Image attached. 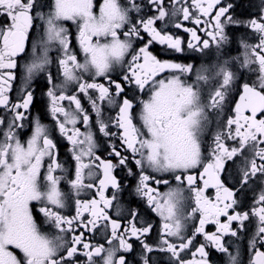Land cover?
Segmentation results:
<instances>
[{
  "label": "snow or ice",
  "instance_id": "1",
  "mask_svg": "<svg viewBox=\"0 0 264 264\" xmlns=\"http://www.w3.org/2000/svg\"><path fill=\"white\" fill-rule=\"evenodd\" d=\"M233 7L222 0H101L98 7L96 0H0V109L5 112L0 117V264H74L78 256L86 258L79 264H159L153 258L156 253H166L168 264H210L209 246L223 255L224 264H244L243 254L248 257L247 264H264V188L247 209L242 199L254 179L264 180V2L259 13L247 20L232 15ZM180 16L196 25L184 28L190 34L188 50L207 54L215 45L219 56L222 46L230 42V27L248 29L256 42L242 39L241 56L230 61L217 59L215 64L200 68L160 60L150 51L154 42L175 53L185 51L184 40L165 30L168 21ZM69 21L76 26L83 63L72 47L70 28L65 26ZM182 26L179 22L174 25L176 29ZM134 40L143 42L138 50ZM26 44L31 47L30 56ZM53 47L60 54L57 61L50 57ZM22 53L27 57L26 87L21 98L12 103L9 93ZM53 63L58 64L63 77L59 83L49 71ZM117 65L127 67L122 80L109 75ZM166 70L169 75L157 78ZM242 70L255 73L256 81L242 84L234 115L219 122L214 146L206 156L203 142L211 130L213 114L219 117L223 113L233 86L244 76ZM45 73L51 85L46 93L54 121L51 132L39 118L31 120L27 115L34 101V93L28 90L30 82ZM97 77L106 79L107 85L98 83ZM125 84L134 85V93H149L147 99H139L138 113L125 94ZM69 85L75 86V94L67 93ZM90 90L98 95L94 97ZM81 93L90 102V110L78 98ZM64 100L70 102L69 107L60 103ZM105 102L118 108L115 117H105ZM26 121L31 135L25 141L18 129L24 128ZM81 123L83 132L78 127ZM57 129L71 145L74 171L72 164L66 168L60 163L54 135ZM101 136L109 141L104 158L97 154ZM238 159L241 164L233 175L229 162L236 164ZM116 169L127 170V176L136 181L135 195L146 198L151 210L161 217L154 243L148 242L153 225L143 221L138 226L137 212L130 211L132 220L121 224L106 211L123 188L113 174ZM197 169H202L198 177L191 171ZM154 173L173 174L177 187L160 193L150 182L168 185V180ZM63 181L77 197L72 217L59 211L72 198L62 191ZM185 181L195 202L190 211L185 208ZM109 186L116 190L111 199L105 195ZM209 188L215 189L214 198L205 195ZM92 189L98 199L79 198ZM37 213L43 224L56 231L45 229ZM197 213L199 226L186 233L187 220ZM253 221L254 230L249 228ZM101 222L106 231L109 226L111 229L107 247L85 241L86 232L98 231ZM209 223L216 225L214 233L205 231ZM76 228L83 231L77 234ZM68 233H72L71 240ZM200 234L210 244H200L192 251ZM228 236L235 238L231 244L225 242ZM131 238L139 244L138 256ZM189 252L191 259L186 258Z\"/></svg>",
  "mask_w": 264,
  "mask_h": 264
},
{
  "label": "flooded vegetation",
  "instance_id": "2",
  "mask_svg": "<svg viewBox=\"0 0 264 264\" xmlns=\"http://www.w3.org/2000/svg\"><path fill=\"white\" fill-rule=\"evenodd\" d=\"M101 0H96L97 7ZM122 3H126L127 0H121ZM138 2H142V0H138ZM222 2L227 3L231 2L234 7L231 10L232 15L237 17L238 19H243L247 20L250 16H254L257 13H259L262 2L264 0H222ZM47 9H45L46 11ZM133 15H136L133 13ZM181 23L183 26L180 29H176L174 27L175 23ZM65 26L70 28L71 31V42H72V47L76 53H78V58L81 63H83V53L80 52L79 45L76 41V26L73 25L70 21L65 22ZM160 28L164 27L163 23L159 24ZM196 25L192 23L191 21H184L182 19V16L180 17H174L172 20L168 21L167 29L166 31H169L170 34H175L179 37H181L184 40V47L185 51L183 53H175L172 52L171 50H168L165 45H160L159 43L154 42L150 46V51L157 56L158 59L160 60H169L173 62H178V63H191L194 64L196 68H200L201 65H212L215 64L217 59H220L221 62L223 60H231L233 57L241 56L243 52V48L241 47V40L246 39L249 43H255L256 41L253 39V35L251 34L248 29H245L243 27L240 28H235V27H230L228 29V34L230 36V42L227 44H224L222 46V49L220 51V55H217V49L215 45L212 46L210 50H206L207 54L199 53V52H194L191 50L187 49V41L189 39L190 34L184 31V28H195ZM33 37H35V32L32 33ZM198 35L201 36L202 39H208V37L205 35L204 32H198ZM145 38L147 39V34H144ZM141 41H133L134 47L138 50L139 47L142 46ZM26 48L28 51V54L30 56L31 54V47L29 44H26ZM59 53L57 51V47H53L50 51V57L52 58L53 61H57L59 59ZM128 59H131V57H128ZM27 57L25 54H21L19 58V65L20 67L15 70L17 73V79L14 80L13 83V88L9 93V97L12 103L17 102L21 98V96L24 94L22 90L26 87L24 84L23 76H24V64L26 63ZM238 67V66H237ZM127 70L126 65L125 66H119L117 65L112 72L109 73V75L112 77L114 80H122L123 73ZM49 71L52 73V75L55 77L56 83H59L60 81L63 80L62 75L58 71V64L53 63L49 66ZM244 72V76L242 79L238 78L237 84L233 86V89L230 93L229 96V102L225 105L223 113L220 114L219 117H216L215 114H213V121L212 124L210 125V131L206 133V138L203 142V150L204 154L207 156L210 154V146L213 145V136L217 131H219L218 124L220 121H226L227 117L229 115H234L232 112V109L235 107V103L239 100V95L240 92L242 91V84L247 82L249 84H252L256 81V74L248 72L247 70H242ZM87 75V74H86ZM167 75H169V72L166 70L164 73H160L157 78H164ZM47 73L44 74L43 77H41L39 74H37L36 77L33 78V80L30 82V87L28 88L29 91H32L34 93V101L33 104L30 106L29 112L27 115H29L31 120H35L39 118L41 120V123L45 124L48 126L49 131L51 132L53 126H54V121L52 120V117L48 111V104L49 100L46 95L47 90L51 85L47 81ZM195 78L193 74V79ZM98 83H103L107 85V80L101 77L96 78ZM91 82V81H90ZM125 89H126V95L129 97V99H132L133 104H134V113L139 112V99H147L149 93L145 91L144 93H140L139 90H136L135 93L132 91L134 88V85L130 86L125 84ZM74 85H69L67 89L68 94H75L73 92ZM211 85H209L207 88H205V101L207 97V92L210 90ZM92 92L93 96L95 97L98 95V93H95L93 90H90ZM59 94V93H58ZM81 99V102L83 106L86 109L91 108L90 102L87 100L86 97L81 93L79 94V97ZM123 97H121L122 100ZM65 106L66 108L69 107L70 102L68 100H64L60 102ZM99 103V101H98ZM104 107L107 109L105 112V117L111 115L112 117H115L116 113L118 112V108L112 109L110 108L107 103L105 102ZM71 108L74 110L75 105H71ZM21 111H24L21 109ZM5 112L4 110L0 109V117L4 116ZM94 116V113H93ZM10 119V117H9ZM78 127H80L81 131H85L84 125L78 124ZM117 129L115 127H112V131H116ZM18 132L22 134L23 139L26 141L28 136L31 135V129L28 126V122H25V126L22 129H18ZM55 138L59 142L58 146V154H59V160L60 163H62L66 168L69 167V164L73 165V171H74V162L71 159V154L69 152V148L71 145L68 144L67 140L60 137L58 129L54 133ZM100 142L102 143V146L97 149V154L100 155L102 158L107 157L108 152L105 151L104 149L108 147V138H105L103 136L100 137ZM117 144H119L118 141H116ZM227 145L229 147L233 146L232 141H227ZM127 155L131 156L130 153H127ZM242 159V158H241ZM241 159H238L236 164H232L229 162V173H232L233 175L236 174V171L238 167L241 164ZM47 164H45V169L46 170ZM134 167V165H133ZM43 171V170H42ZM138 171V169H137ZM148 172H151V169L147 170ZM194 174L199 175V171H202V169H197V170H191ZM57 175H61L59 171L56 173ZM117 180L120 181L123 185V188L121 191L116 192V190L112 189L110 186L109 188L105 191L106 197L111 199L112 195L114 192H116V199L113 200L112 206L106 211L109 213V215L113 219H117L118 222L121 224H128L129 221L132 220V217L129 215L130 211H135L138 213V216L136 218L135 223L139 226L143 221H147L148 223H151L153 225L152 231L148 236V242L149 243H154L158 239V233L160 232L161 226H162V219L161 217L153 212L151 208L148 206L146 198H141L134 193V188H135V180H132L130 177L127 176V170H121V169H116L114 170L113 173ZM156 176H163L165 179L168 180V185L165 184H160L156 185L155 181H151L150 184L154 188H158L160 193H165L168 191L169 187H177V181L175 180V177L173 174L170 173H154ZM90 182V181H86ZM131 182V188H129V183ZM98 184V181H96ZM197 183L199 186L202 185V181L197 180ZM231 183V180L229 181ZM62 191L69 193V195L72 196L71 200L66 201L67 206L63 209H60V213L62 215L72 217L75 216L76 211H75V197L74 195L71 194L69 190V186L67 184V181H63L62 184L60 185ZM250 189L247 191V197L243 198V206L244 209H247L251 202L252 198L260 192L261 188H264V180L262 179H254L252 183L250 184ZM183 190H184V195H185V208L190 211L191 207L195 206L194 199L192 198V193L188 191V186L185 181L183 185ZM131 193V194H130ZM215 189L209 188L207 189L205 195L214 198L215 197ZM80 199L84 200H91L93 198L98 199L99 197L96 196L95 194V189L92 190H85L82 192L79 196ZM33 205H35V202H33ZM87 213H85V217H87ZM37 216H39V221L43 225L45 229H48L52 232H55L56 230L53 228H50L49 225L43 224V217L40 216L37 213ZM222 221H226V217H221ZM254 224L255 222L253 221L252 224L249 225V228L254 230ZM199 226V213L196 214V216L193 219L187 220L186 226H185V232L190 233L191 231L194 230L193 226ZM67 227V226H65ZM75 227V225H74ZM80 231H83V229L76 228V233L78 234ZM110 226L107 229V231L103 227V222H101V227L98 231H88L85 234V241L90 242L93 245L96 244H103L105 247L108 246L107 242V237L110 235ZM205 231L207 233H214L216 231V225L215 224H206L205 225ZM72 233L67 234V239L71 240ZM132 242L137 245L136 248V253L135 255L138 256L140 248L138 242L135 240V238H131ZM235 238H232L230 236L225 237V242L231 244L232 241ZM209 243L205 241V238L202 234L197 235L195 242H194V247L192 248V251H195V247H198L200 244H205ZM233 249H235L236 245H232ZM206 251L209 253V261L210 264H224V257L221 253L215 250L214 247L209 246L206 248ZM153 258L159 262V264H168V255L166 253H156L154 254ZM187 259H191V252H189L186 256ZM129 259L131 260L132 257L130 256ZM242 259L244 260V264H247V255L243 254ZM86 260L85 257L83 256H78L76 258V261L74 264H79V262H82Z\"/></svg>",
  "mask_w": 264,
  "mask_h": 264
}]
</instances>
